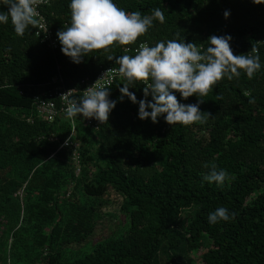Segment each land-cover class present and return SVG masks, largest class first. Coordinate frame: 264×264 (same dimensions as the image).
<instances>
[{
    "label": "trees",
    "instance_id": "1",
    "mask_svg": "<svg viewBox=\"0 0 264 264\" xmlns=\"http://www.w3.org/2000/svg\"><path fill=\"white\" fill-rule=\"evenodd\" d=\"M70 3L48 0L42 6L53 33L70 26ZM114 3L142 15L159 8L164 22L154 20L133 44L94 51L80 64L63 54L60 42L54 50L42 42L37 28L19 36L10 20L0 23V261L9 254L13 264H161L163 255L170 264H183L193 254L200 264H264V189L245 204L251 189L264 186V0ZM0 11H8L2 0ZM177 33L202 50L213 35H230L236 55L250 53L253 45L258 50L261 68L253 78L241 71L200 97L201 112L211 114L206 123L141 120L138 103L120 101L124 80L108 87L109 99L117 102L108 122L92 129L77 116L70 145L62 146L71 133L64 116L52 122L38 117L33 98L59 84L54 78L61 76L78 98L82 79L118 66L107 55H132L142 42L155 46ZM128 86L138 101L145 98L143 82ZM175 95L181 104L199 101ZM205 163L229 173L223 185L203 180ZM110 190L116 197H107ZM218 207L235 217L210 224L208 216ZM117 225L125 228L114 235ZM101 228L113 232L91 253L66 258L67 250L96 239ZM203 237L212 248L199 242ZM197 246L206 250L202 257Z\"/></svg>",
    "mask_w": 264,
    "mask_h": 264
},
{
    "label": "clouds",
    "instance_id": "2",
    "mask_svg": "<svg viewBox=\"0 0 264 264\" xmlns=\"http://www.w3.org/2000/svg\"><path fill=\"white\" fill-rule=\"evenodd\" d=\"M2 2L8 11H0V23L7 24L10 20L17 35L23 36L29 27L36 28L39 25L37 6L40 0ZM70 10V26L59 31L57 36L63 54L75 64L82 63L83 58L94 51L103 50L107 53L117 44L131 45L153 27L154 20L164 22L165 19L159 8L153 9L151 15H142L139 11L126 12L114 0H71ZM229 15L225 11L226 19ZM176 37L157 42L151 47L140 43L135 55H107L108 61H115L119 66L117 69L108 70L103 78L98 79L78 98H69L74 90L62 94L60 99L67 101V118L74 123L75 118L82 115L85 119H95L101 124L108 122L117 102L109 99L110 88L101 86L100 82L115 71L126 80L119 89L120 101L127 97L132 103H138L141 120L150 118L153 123H158L163 116L166 123L172 126L204 124L211 114L201 112L199 105L204 101L200 97L208 95L213 86L225 77L232 80L243 71L251 79L261 68L255 45L250 53L236 55L230 45V35L209 37L208 46L203 51L195 43H186L179 33ZM136 82L145 84V98L139 101L128 86ZM175 93H179L184 100L195 95L199 101L196 104H181ZM149 96L151 101L148 100ZM203 167L209 169L207 173H201L203 180L208 183L223 185L229 178V173L225 169H218L215 164L205 163ZM234 217L235 213L230 214L226 207H218L209 214L208 222H227Z\"/></svg>",
    "mask_w": 264,
    "mask_h": 264
},
{
    "label": "built area",
    "instance_id": "3",
    "mask_svg": "<svg viewBox=\"0 0 264 264\" xmlns=\"http://www.w3.org/2000/svg\"><path fill=\"white\" fill-rule=\"evenodd\" d=\"M48 0H40L39 5L37 6V11L39 13V20L40 23L36 27V35L41 37L42 42H46L48 46L51 49H56L59 45V39L57 36V33H53V31L48 27L46 18L42 12V6L47 3ZM146 43V42H142ZM147 44V43H146ZM149 46V45H148ZM139 47V44L137 47H135L132 50V55H135V50ZM202 50V48H201ZM203 51V50H202ZM119 66H109L106 68H102L99 70V72L94 76L93 78H84L81 80V85H83V88L80 90L81 92L85 91L87 88L93 86L98 79L103 78L104 74L110 70V69H117ZM118 80H124L118 72H111L109 73L103 81L100 82L101 86L103 87H109L111 86L115 81ZM55 82H58L56 86H53L50 89H47L44 91L42 96H35L33 98V104L36 108V113L38 117L45 119L49 122L54 121V119L60 115L64 116L66 120L70 122L71 125V133L70 136L63 142L62 146L70 145L72 143V140L70 139L72 136L76 135V118L74 120V123L72 120H69L66 115V107H67V101L60 99L62 94L67 93L69 90H74V88L66 87L64 84V80L61 76H58L54 78L53 84ZM144 83V82H143ZM52 86V85H51ZM76 90L73 91L71 96L69 98L74 97V93ZM83 94V93H82ZM83 124L87 127H90L92 129H98L102 124L98 122L95 119H85L83 120ZM66 141H69L67 144ZM73 145L76 147L78 146V142H74ZM79 153L75 150L74 153V159L77 165L76 174L78 175L80 172V166H79Z\"/></svg>",
    "mask_w": 264,
    "mask_h": 264
},
{
    "label": "rangeland",
    "instance_id": "4",
    "mask_svg": "<svg viewBox=\"0 0 264 264\" xmlns=\"http://www.w3.org/2000/svg\"><path fill=\"white\" fill-rule=\"evenodd\" d=\"M103 188L104 187L100 185L98 188H95V190L96 191H100ZM263 189H264V186H262V184L259 185V186H255L253 189H251L250 190L251 192H249V194H248V197H250L251 199H248L245 204L246 205L247 204L248 205L251 204L252 199L254 200ZM107 197L109 199H112V198H114L116 196H115V193L112 190H110ZM194 209L195 208H192L191 210L193 211ZM124 218H125V214H123V219ZM21 222H22V218L20 220V223ZM124 228H125L124 226L123 227H120V226L117 225L116 229L113 230L114 232L113 231L112 232L114 233V235H117V234L121 233V231ZM3 229H4V227L1 226V219H0V233H2ZM12 230H13V228L12 229L10 228V229H7L6 232L7 233H11ZM112 232L110 231V233H109L104 228H101L99 230L98 237L96 239L92 240L91 242H89L88 244H85L84 246H82L80 248L77 247V248H74V249L67 250V252H66V258L68 260H73V259H76L78 257L83 256L84 254L91 253L92 250H93L94 244L96 242L100 241V239H104L105 237H109ZM199 242L200 243H203V244H206L208 246L207 249L208 248L209 249L212 248V245L209 244V242L207 240H205V237L201 238V241H199ZM198 248H200V247L197 246V251H195V253L198 254L199 257H202L203 255H205L206 250H202V249H198ZM1 257H2L1 259L3 260V255H1ZM184 258L185 259H184L183 264H187L188 263V259L194 260L196 264H200L201 263L200 260L193 258V254H189L188 257H184ZM159 259H160L161 264H170V262L163 255H160ZM2 260L0 261V264H13V261H12L11 257L9 256V254H8V256L5 259L6 261L5 260L2 261Z\"/></svg>",
    "mask_w": 264,
    "mask_h": 264
}]
</instances>
